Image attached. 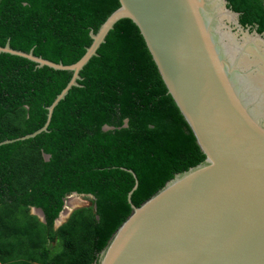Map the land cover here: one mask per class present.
Masks as SVG:
<instances>
[{
	"label": "trees",
	"instance_id": "16d2710c",
	"mask_svg": "<svg viewBox=\"0 0 264 264\" xmlns=\"http://www.w3.org/2000/svg\"><path fill=\"white\" fill-rule=\"evenodd\" d=\"M120 0H0V45L65 64L92 43L90 31ZM245 28L264 33V0H228ZM74 85L72 70L0 52V263L96 264L137 206L206 155L159 72L139 26L116 22ZM105 125L111 126L104 129ZM44 153L50 154L47 160ZM91 204L56 227L67 195ZM45 212L46 221L31 212Z\"/></svg>",
	"mask_w": 264,
	"mask_h": 264
},
{
	"label": "water",
	"instance_id": "95a60500",
	"mask_svg": "<svg viewBox=\"0 0 264 264\" xmlns=\"http://www.w3.org/2000/svg\"><path fill=\"white\" fill-rule=\"evenodd\" d=\"M122 18L139 26L206 157L138 206L132 193L139 181L130 169L136 177L128 195L132 212L96 264H264V33L245 28L228 0H120L98 31H90L83 56L70 64L38 56L33 48H13L10 41L0 45V52L40 67L73 71L48 106L46 123L19 139L48 130L55 107L81 85L80 71ZM76 208H69L66 220ZM32 209L46 221L42 208Z\"/></svg>",
	"mask_w": 264,
	"mask_h": 264
},
{
	"label": "rangeland",
	"instance_id": "374dc122",
	"mask_svg": "<svg viewBox=\"0 0 264 264\" xmlns=\"http://www.w3.org/2000/svg\"><path fill=\"white\" fill-rule=\"evenodd\" d=\"M74 197V204L73 205H70V203H68V200H67V204H66V206L68 207V208H71V209H73V208H76V207H78V206H82V205H89V204H91V200H90V198H92V196L90 195V196H86V195H81V194H76V195H71L70 197ZM31 212L33 213V214H35L34 212H33V209L31 208ZM37 215V214H36ZM66 218H67V216L66 215H61V217L59 218V219H57V221H58V223H64V221L66 220Z\"/></svg>",
	"mask_w": 264,
	"mask_h": 264
},
{
	"label": "bare ground",
	"instance_id": "6f19581e",
	"mask_svg": "<svg viewBox=\"0 0 264 264\" xmlns=\"http://www.w3.org/2000/svg\"><path fill=\"white\" fill-rule=\"evenodd\" d=\"M75 197V196H74ZM74 197L72 196V197H70L69 199H68V203H70V205H73L74 204ZM76 198V197H75ZM68 208V207H67ZM36 210H39L40 211V209H38V208H36ZM69 208L66 210V211H64L63 212V215H65V214H67L68 212H69Z\"/></svg>",
	"mask_w": 264,
	"mask_h": 264
},
{
	"label": "clouds",
	"instance_id": "9594fccd",
	"mask_svg": "<svg viewBox=\"0 0 264 264\" xmlns=\"http://www.w3.org/2000/svg\"><path fill=\"white\" fill-rule=\"evenodd\" d=\"M5 140H6V139H5ZM2 141H4V140H2ZM2 141H0V142H2ZM71 194H72V193H71ZM71 194H69V195L71 196ZM67 196H68V195H67ZM67 196H66V197H67ZM64 204H65V203H64ZM0 264H1V263H0Z\"/></svg>",
	"mask_w": 264,
	"mask_h": 264
}]
</instances>
